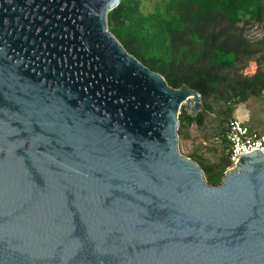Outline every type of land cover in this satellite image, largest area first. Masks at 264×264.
Segmentation results:
<instances>
[{
	"label": "water",
	"instance_id": "1",
	"mask_svg": "<svg viewBox=\"0 0 264 264\" xmlns=\"http://www.w3.org/2000/svg\"><path fill=\"white\" fill-rule=\"evenodd\" d=\"M120 2L0 0V264H264V155L206 182L202 97L126 52Z\"/></svg>",
	"mask_w": 264,
	"mask_h": 264
},
{
	"label": "trees",
	"instance_id": "2",
	"mask_svg": "<svg viewBox=\"0 0 264 264\" xmlns=\"http://www.w3.org/2000/svg\"><path fill=\"white\" fill-rule=\"evenodd\" d=\"M139 1L121 0L108 14V29L128 54L170 87L188 85L200 93L203 112L191 117L181 110L179 134L185 125H203L211 101L224 104L231 114L233 106L264 95V40L251 41L244 31L264 25V0H162L147 14ZM251 61L257 66L252 75L231 80ZM223 136L226 155L216 163L187 156L212 186H219L231 167Z\"/></svg>",
	"mask_w": 264,
	"mask_h": 264
},
{
	"label": "rangeland",
	"instance_id": "3",
	"mask_svg": "<svg viewBox=\"0 0 264 264\" xmlns=\"http://www.w3.org/2000/svg\"><path fill=\"white\" fill-rule=\"evenodd\" d=\"M161 2L162 0H140L139 9L143 14H147ZM244 31L251 41L264 40V25H249L244 27ZM256 69V62L251 61L245 69L233 74L231 80L242 81L244 76L252 75ZM209 104L211 111L203 114L204 123L201 127L195 124L185 125L181 128L180 134L178 133L179 152L183 156H197L209 163H216L220 157L226 155L222 136L231 118L239 117L250 130L264 134V95L259 98H250L244 104L233 106L231 114L228 113V108L220 102L211 101ZM181 110L189 113V106L184 104L180 113ZM201 112H203V107L198 113ZM223 119L226 121L221 123Z\"/></svg>",
	"mask_w": 264,
	"mask_h": 264
},
{
	"label": "built area",
	"instance_id": "4",
	"mask_svg": "<svg viewBox=\"0 0 264 264\" xmlns=\"http://www.w3.org/2000/svg\"><path fill=\"white\" fill-rule=\"evenodd\" d=\"M223 138L228 147V159L231 167H233L242 156L253 152H259L264 155V134L250 130L237 117L231 118L227 122Z\"/></svg>",
	"mask_w": 264,
	"mask_h": 264
},
{
	"label": "flooded vegetation",
	"instance_id": "5",
	"mask_svg": "<svg viewBox=\"0 0 264 264\" xmlns=\"http://www.w3.org/2000/svg\"><path fill=\"white\" fill-rule=\"evenodd\" d=\"M5 21H4V24H5ZM1 41L4 43L5 47H1L0 48V50L2 51V52L0 51V53H1L0 58H2V60H3L2 65H5V64L9 63V60H10L11 56L8 54L9 52H8L7 48L9 46V44L6 42V38L4 39L3 36H0V42Z\"/></svg>",
	"mask_w": 264,
	"mask_h": 264
},
{
	"label": "crops",
	"instance_id": "6",
	"mask_svg": "<svg viewBox=\"0 0 264 264\" xmlns=\"http://www.w3.org/2000/svg\"><path fill=\"white\" fill-rule=\"evenodd\" d=\"M239 118V117H238Z\"/></svg>",
	"mask_w": 264,
	"mask_h": 264
}]
</instances>
